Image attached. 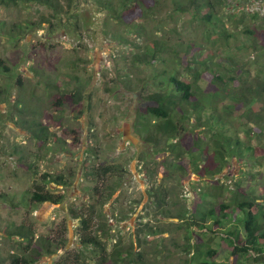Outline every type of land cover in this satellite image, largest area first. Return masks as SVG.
Returning a JSON list of instances; mask_svg holds the SVG:
<instances>
[{
	"label": "rangeland",
	"instance_id": "374dc122",
	"mask_svg": "<svg viewBox=\"0 0 264 264\" xmlns=\"http://www.w3.org/2000/svg\"><path fill=\"white\" fill-rule=\"evenodd\" d=\"M101 1L120 9V17L134 7L145 11L128 24L99 0H62V15L36 3L0 7V59L12 70L0 71V264L23 252L21 239L9 235L23 224L34 226L37 239L58 240L62 235L66 242L64 251L47 254L35 264H58L67 253H84L88 264H94L99 252L81 244V220L73 211L92 214L93 232L107 247L110 264H196L180 218L193 209L195 199L215 192L212 182L233 191L241 182L258 196L264 190V115L259 123L235 119L224 128L256 148L252 178L240 176L238 161L218 176L194 167L178 171L185 160L172 155L165 143L148 142L139 124L143 98L159 91L161 76L175 73L193 80L187 62L205 60L206 54L210 64L231 57L248 71L254 85L264 80V0L223 1L216 6L220 21L215 29L199 21L193 9H183L187 0H130L123 10V0ZM18 30L21 35L16 37ZM231 34L234 39L226 43ZM155 42L161 49L158 61L136 59L152 53ZM197 85L205 89L207 83ZM77 90L82 93L79 104L71 100L58 109L56 100ZM252 100L250 108L264 110L263 102ZM230 104V99L216 102L219 108ZM33 121L47 128L54 143L50 138L40 144L27 128ZM196 124L193 119L189 130ZM195 128L197 133L203 130ZM27 164L38 174L22 167ZM103 166L118 171L106 183L94 176ZM46 173L65 175L71 182L68 187L47 186L52 194L62 195L63 202L31 204ZM96 186L107 188L101 201ZM154 186L169 193L163 210L150 196ZM229 192L221 191L219 201ZM212 247L216 249V243ZM218 260L235 264L228 253Z\"/></svg>",
	"mask_w": 264,
	"mask_h": 264
},
{
	"label": "trees",
	"instance_id": "16d2710c",
	"mask_svg": "<svg viewBox=\"0 0 264 264\" xmlns=\"http://www.w3.org/2000/svg\"><path fill=\"white\" fill-rule=\"evenodd\" d=\"M99 1L110 12L119 14L120 9L118 10L112 3ZM223 1L225 2V0H187L188 6L183 9H193L199 21L215 29L220 21L216 15L217 12L215 13L216 6L223 4ZM128 2L130 0H123L119 8L125 9ZM30 3L48 7L59 15L65 14L62 0H0V7H16ZM68 7H70L69 4ZM129 11L127 16L123 14V18L120 17L122 14L120 12L118 20L126 19L130 24L129 18L141 19V13L145 10L140 6L134 7L133 10L129 9ZM248 33L255 32L250 30ZM20 35L21 30H18L16 37ZM231 38H233L232 34L227 36L226 43ZM153 48L152 53H145L136 59H141V61L145 59L151 64L158 61L161 52L159 42L153 43ZM204 58L205 60L194 59L192 62L191 60L187 62V68L193 80L181 79L175 73L161 76L159 91L143 98V109L139 113V120L142 118V121L139 124L148 142L155 146L165 143L172 155L185 160L177 167L178 171H187L188 168L194 167L195 170L204 172L207 176H218L223 174L232 162L238 161L243 167L240 176H250L249 171L254 170L257 165L256 148L247 145L240 138H235L224 128L228 121L235 119L244 124L262 122V117H259L264 115V110L258 111L257 105L250 108L248 100L252 97V101L258 100L264 103L263 77L258 76L261 78L260 82L254 85V82L250 83L248 71L238 68L240 65L234 63L231 57L225 58L224 62L211 60L212 64L207 62L210 59L208 54ZM1 70L5 73L12 71L2 59H0ZM200 81L207 83L205 89H200L197 85ZM81 98L80 90L71 95L63 94L56 100V106L62 109L71 100L79 104ZM225 99H230L232 104L219 108L216 102ZM208 104H210L209 107ZM193 119L197 121V124L190 131L188 125ZM23 122L28 124L25 120ZM196 126L203 129L200 132L201 135L196 132ZM27 128L42 145L51 138L47 128L42 124L33 121ZM71 132L78 135L76 131ZM203 134L205 136H202ZM51 141L54 143V138ZM77 143H80L78 138ZM22 167L28 172H35L33 165L27 164ZM117 172L115 166H103L97 169L94 176H98L99 179H103V183H106L108 177ZM35 173L38 174V172ZM41 177L44 184L37 186V190L33 192L30 198L31 204L40 205L51 202L57 205L62 203L63 196L52 194L47 186L54 183L68 187L71 182L61 174L54 176L46 173ZM212 185L214 190L211 191L215 192L198 196L194 201L193 209L180 216L188 232L186 237L188 252L198 259L196 264H221L218 259L224 253L233 257L235 264H244V262L264 264V190L258 196L252 186L242 187L241 182H236L237 190L235 191L215 182H212ZM104 190L107 188H95V195L100 201L105 196ZM221 191L230 192L225 196L227 198L220 202ZM150 196L157 209L166 208L169 198L167 189L154 186L150 189ZM73 215L81 219V226L78 228L81 244L99 252L94 264H110L107 247L98 238V234L93 232L94 217L92 214L85 216L73 211ZM101 229L106 232L103 225ZM9 235L12 238L21 239L23 252H14L3 264H35L45 255L65 249L66 242L62 239V235L58 236V240H52L49 237L37 239L33 225L23 224L13 232H9ZM194 238L195 243L193 244ZM213 243H216V249L212 247ZM88 262L84 253H67L59 264H88Z\"/></svg>",
	"mask_w": 264,
	"mask_h": 264
},
{
	"label": "flooded vegetation",
	"instance_id": "af4514ba",
	"mask_svg": "<svg viewBox=\"0 0 264 264\" xmlns=\"http://www.w3.org/2000/svg\"><path fill=\"white\" fill-rule=\"evenodd\" d=\"M102 180H103V179H101V181H102ZM97 187H98V186H96L95 188H97ZM95 188H94V191H95ZM44 204H45V203H44ZM80 220H81V219H80ZM80 223H81V222H80ZM80 226H81V225H80ZM59 263H60V262H59ZM59 263H58V264H59Z\"/></svg>",
	"mask_w": 264,
	"mask_h": 264
}]
</instances>
